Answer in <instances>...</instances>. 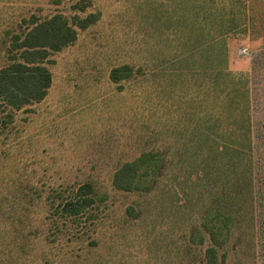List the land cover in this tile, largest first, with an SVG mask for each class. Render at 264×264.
<instances>
[{
  "label": "rangeland",
  "instance_id": "obj_1",
  "mask_svg": "<svg viewBox=\"0 0 264 264\" xmlns=\"http://www.w3.org/2000/svg\"><path fill=\"white\" fill-rule=\"evenodd\" d=\"M86 1L0 0V69L32 18L60 13L78 30L50 56L44 99H0V264H205L210 246L218 264H264V43L225 41L231 74L251 75L240 127L208 0ZM146 152L153 169L118 189L116 170ZM84 182L94 204L63 213Z\"/></svg>",
  "mask_w": 264,
  "mask_h": 264
},
{
  "label": "trees",
  "instance_id": "obj_2",
  "mask_svg": "<svg viewBox=\"0 0 264 264\" xmlns=\"http://www.w3.org/2000/svg\"><path fill=\"white\" fill-rule=\"evenodd\" d=\"M85 1L83 0L82 4L80 3L81 9H84ZM206 1L204 0V2ZM203 7L205 15L211 20L216 18L215 21L219 22L215 23L213 33L221 36L223 40V48H221V54L223 53V56H221L222 70H225V76H229V83L236 82L238 85L237 91L243 95V116L239 118L238 125L240 127L250 126L253 118L251 111L253 109L251 105L253 97L251 96L253 90L250 84L251 75L247 76L241 72L231 74L229 49L226 47L225 41L228 37L234 36L247 37L250 41L259 39L264 43V0H208ZM98 19L97 13H89L85 17L77 18V26L86 28ZM77 35V28L71 25L60 13L43 19L32 18L24 26L22 32L13 33L8 43L9 63L0 69V99L6 105L16 109L44 99L53 80L52 73L47 66L48 62H52L50 59L51 54L71 44L77 38ZM113 77L117 78L118 76L114 74ZM235 87L231 88L230 85L224 87V90H226L224 96L227 98V94H235ZM233 101L235 100H228L229 103ZM207 119H210V117L208 116ZM244 132L247 131L237 129L236 132L234 130L230 134H232V137L235 136L241 139L245 136ZM251 132H248L250 140L252 138ZM215 139L219 142L220 138L214 137ZM223 144H227L226 141L220 142L219 151L225 150L222 148ZM237 151L245 153L248 150L238 148ZM156 161V154L146 152L135 160L126 162L116 170L114 185L118 189L131 190L141 175H146L150 169H153ZM74 190V196L67 199L63 204V209H61L63 213L68 215L82 213L95 201L92 196L94 189L90 182H84L76 186ZM218 215L217 219L225 228L227 225L225 213L220 212ZM220 216H223V218H220ZM205 264H218L217 249L214 246L206 249Z\"/></svg>",
  "mask_w": 264,
  "mask_h": 264
}]
</instances>
